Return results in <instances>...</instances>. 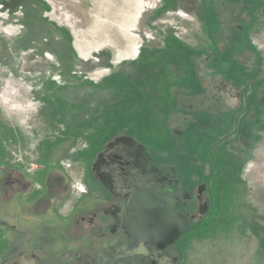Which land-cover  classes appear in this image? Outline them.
I'll use <instances>...</instances> for the list:
<instances>
[{"label":"rangeland","instance_id":"1","mask_svg":"<svg viewBox=\"0 0 264 264\" xmlns=\"http://www.w3.org/2000/svg\"><path fill=\"white\" fill-rule=\"evenodd\" d=\"M227 2L243 10L234 44ZM222 50L213 61L236 75L239 99L226 87L212 111L188 98L185 120L163 123L173 82L190 88L203 77L202 98L211 94L192 55ZM120 132L210 184L212 205L177 240V264H264V0H0V177L10 182L0 219L18 221L21 188L33 201L49 180L65 186L46 222L80 204L92 152Z\"/></svg>","mask_w":264,"mask_h":264},{"label":"flooded vegetation","instance_id":"2","mask_svg":"<svg viewBox=\"0 0 264 264\" xmlns=\"http://www.w3.org/2000/svg\"><path fill=\"white\" fill-rule=\"evenodd\" d=\"M227 3L231 6L223 5L232 14L228 23V28H231L228 40L234 44L242 29L238 21L242 18L243 10L237 3ZM235 10L238 12L233 15ZM223 50L209 53L208 56L202 55L201 58L192 55L195 74L199 77L203 73L210 76L207 85L211 94L202 98L200 89H206L201 83L203 77L199 78L201 81L197 86L188 88L187 85L177 84L173 90L168 88L173 95L172 108L167 111L169 105H165L160 107L157 114L164 120L163 123L172 122L175 118L179 122L185 120L187 116L184 110L188 98L197 96L199 105H207L214 111L223 96L229 99L228 88L236 91L237 86L233 83L236 75L229 77L219 72L222 68L213 61L217 54H225ZM188 90L192 91L191 96H186L185 92L190 93ZM240 92L243 91H236L237 99ZM238 103L235 101L233 104L236 106ZM192 113L196 112L192 110ZM193 123L200 122L198 120ZM170 131L182 138V129ZM200 175L189 173L187 176L184 164L177 168L163 160L155 161L146 144L126 132L112 133L102 139L87 162L88 179L82 181L80 189L87 195L86 199L72 205L67 213L54 210L51 221L46 222L43 218L50 208L55 209L56 203L53 205L52 199L57 197V193L64 192L63 181L49 180L43 195L33 201H26L24 195L28 189L21 188L18 221H4L0 225L2 231L6 230L3 235L7 241L5 249L0 253V264H177L178 253L184 247L182 243L180 249L176 248L177 240L194 230V226L206 217L212 205V189L209 183L200 179ZM3 182L5 184L6 181ZM141 190L170 197L175 211L187 221L188 230L172 244L157 247L137 243L124 233L123 212L131 198ZM31 217L35 222L39 220L33 223V228Z\"/></svg>","mask_w":264,"mask_h":264},{"label":"water","instance_id":"3","mask_svg":"<svg viewBox=\"0 0 264 264\" xmlns=\"http://www.w3.org/2000/svg\"><path fill=\"white\" fill-rule=\"evenodd\" d=\"M188 228L187 221L175 211L173 200L154 191L136 193L122 216V229L128 237L157 247L172 244Z\"/></svg>","mask_w":264,"mask_h":264},{"label":"trees","instance_id":"4","mask_svg":"<svg viewBox=\"0 0 264 264\" xmlns=\"http://www.w3.org/2000/svg\"><path fill=\"white\" fill-rule=\"evenodd\" d=\"M6 170H8V169H6ZM3 175H4V173H3ZM5 184H4V182H3V176H1L0 177V186H1V188H2V186H4ZM0 194H1V191H0ZM2 219H0V225L4 222V220H2Z\"/></svg>","mask_w":264,"mask_h":264},{"label":"crops","instance_id":"5","mask_svg":"<svg viewBox=\"0 0 264 264\" xmlns=\"http://www.w3.org/2000/svg\"><path fill=\"white\" fill-rule=\"evenodd\" d=\"M185 53V52H184ZM185 55H186V57H187V54L185 53ZM177 59V58H176ZM190 60H192V58H190ZM192 62V61H191ZM172 68V67H171ZM172 72H174V70L172 69L171 70ZM181 72H183V71H181ZM174 74V73H173ZM193 74V73H192ZM176 76V75H175ZM180 77V76H179ZM170 85H174V86H177V84H174V82L172 83V84H170ZM167 90H169V89H167ZM166 104H163V106H161V107H164Z\"/></svg>","mask_w":264,"mask_h":264}]
</instances>
